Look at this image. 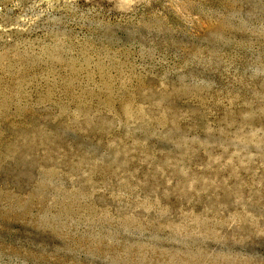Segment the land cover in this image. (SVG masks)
Masks as SVG:
<instances>
[{
  "label": "rangeland",
  "instance_id": "374dc122",
  "mask_svg": "<svg viewBox=\"0 0 264 264\" xmlns=\"http://www.w3.org/2000/svg\"><path fill=\"white\" fill-rule=\"evenodd\" d=\"M0 264H264V0H0Z\"/></svg>",
  "mask_w": 264,
  "mask_h": 264
}]
</instances>
